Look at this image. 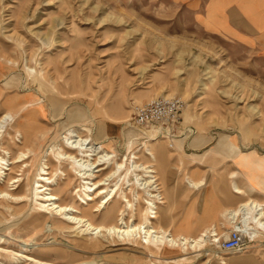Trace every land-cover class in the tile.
I'll return each instance as SVG.
<instances>
[{
	"label": "rangeland",
	"instance_id": "374dc122",
	"mask_svg": "<svg viewBox=\"0 0 264 264\" xmlns=\"http://www.w3.org/2000/svg\"><path fill=\"white\" fill-rule=\"evenodd\" d=\"M1 52L5 58L0 57V77L8 75L0 80V89L7 96L42 100L55 96L61 102L62 116L45 125L40 118V124L51 131L35 167L66 129L85 128L90 130L85 135L102 141L109 151L114 149L121 161L136 153L141 162L150 163L146 148L163 142L160 155L167 165L156 166L167 200L161 206L162 216H168L162 224L175 234L196 237L216 226L223 237L232 229L222 214L237 206L231 204L212 216L204 197L207 188L215 191L219 207L229 197L234 199V182L250 198L264 203L262 191L250 193L251 186L262 181L264 186V172L238 164L237 152L220 150L227 141L238 153L249 156L250 163L264 160V44L249 50L209 35L176 0H0ZM47 61L53 69L46 68ZM55 68L58 74L51 75ZM57 87L62 88V95L54 90ZM165 98L180 99L184 106L172 142L157 136L158 130L132 126L137 107ZM71 110L80 113L69 119ZM9 122L14 124L12 118ZM1 157L8 158L0 147ZM188 177L204 185L190 189ZM0 186L5 187L2 182ZM77 186L75 182L73 191ZM71 198L70 193L67 201ZM28 202L30 214L40 211L35 197ZM23 207L15 205L14 209L20 212ZM4 211L0 245L17 257L27 248L37 250L43 242L70 254L66 259L54 251L47 254L53 258L36 256L56 264H264V236L252 239L247 250L235 254L222 253L210 242L215 238L209 234L202 252L164 249L152 257L143 246L119 241L70 258L83 241L76 232H56L50 220L45 231L34 237L33 229H21L24 214L15 217L13 211ZM0 262L30 264L2 257Z\"/></svg>",
	"mask_w": 264,
	"mask_h": 264
},
{
	"label": "bare ground",
	"instance_id": "6f19581e",
	"mask_svg": "<svg viewBox=\"0 0 264 264\" xmlns=\"http://www.w3.org/2000/svg\"><path fill=\"white\" fill-rule=\"evenodd\" d=\"M0 57L5 58L4 53L1 52ZM45 65L47 69H53L49 61ZM58 71L56 69L51 75H57ZM7 75L4 74L0 80ZM51 78L57 81L53 76ZM54 90L63 94L61 87ZM54 97L45 100L39 97L27 99L20 95L7 96L0 89V113L3 111L0 114V147L8 156L0 158V184L2 182L5 185L4 188L0 186V214H4V209L13 211L15 217L24 214V225H21V229H33L34 237L45 231L50 220L51 229L56 232H76L83 241L76 246L70 258H78L82 255L81 252L107 249L119 241L123 245L143 246L149 250L152 257L155 251L162 252L164 249H193L202 252L209 242L206 240L208 234L218 231L216 226L206 229L196 237L191 234H175L170 228L163 227L162 223L168 216H162L161 206L166 205L167 200L164 199L161 179L156 169L158 164L167 165L165 156L160 155L163 142L146 148L145 155L150 156V163L141 162V156L136 153L121 161L118 160L114 149L109 151V146L100 143L102 141L97 142L91 135L84 134L90 130L69 128L62 137L50 144L43 160L35 167L44 140L51 131L40 124V118L45 125V122L48 124L63 115L59 112L61 102ZM79 113L80 111L71 110L68 117L74 118ZM10 118L14 121L13 125L9 122ZM6 136L15 147L11 146ZM165 138L172 142L171 138ZM220 150H229L228 153L231 154L237 152L238 164L256 166V169L264 172V160L254 159L250 163L249 156L238 153V149L234 145H228L227 141L222 143ZM131 177L136 182L132 181ZM186 180L190 189L199 190L204 185L203 181H195L190 177ZM75 182L78 186L73 191ZM233 190L236 195H246L248 200L235 209L226 210L222 217L229 221L231 230L236 228V221H240L253 231L250 236L254 241L262 238L264 203L250 198V194L235 182ZM258 191L264 193L263 181L250 188V193ZM70 193L72 201L69 202L67 199ZM31 197L36 198L40 209L34 214L27 211ZM15 205L25 207L19 212L14 209ZM99 217H103L100 222ZM231 230L223 236L228 237ZM42 243L37 242V250L27 248L25 252H18V257L10 252V248L0 245V257L16 258L17 261L23 260L30 264H56L36 256L53 258L54 256L47 255L51 251L60 252L55 256L64 259L70 255L60 246H46ZM65 264L96 262L71 261Z\"/></svg>",
	"mask_w": 264,
	"mask_h": 264
},
{
	"label": "crops",
	"instance_id": "0c3cea01",
	"mask_svg": "<svg viewBox=\"0 0 264 264\" xmlns=\"http://www.w3.org/2000/svg\"><path fill=\"white\" fill-rule=\"evenodd\" d=\"M194 16L195 22L207 34L233 42L240 47L255 50L264 44V0H176ZM250 182L251 179H250ZM215 191L207 188L204 197L206 207L216 213L234 204L239 207L247 200L246 195L229 197L218 206ZM215 214V215H214Z\"/></svg>",
	"mask_w": 264,
	"mask_h": 264
},
{
	"label": "built area",
	"instance_id": "2783aa9c",
	"mask_svg": "<svg viewBox=\"0 0 264 264\" xmlns=\"http://www.w3.org/2000/svg\"><path fill=\"white\" fill-rule=\"evenodd\" d=\"M183 102L180 99H160L135 109L133 127L158 130L157 136L173 139V134L180 123ZM168 140V139H167ZM173 145L170 148L173 149ZM236 221V220H235ZM236 228L230 231L228 237H222L217 231L211 234L214 244L222 253H240L248 249L253 233L243 222L236 221ZM246 231V232H245ZM218 235V236H217Z\"/></svg>",
	"mask_w": 264,
	"mask_h": 264
}]
</instances>
